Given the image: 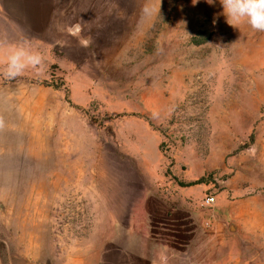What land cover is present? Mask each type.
Instances as JSON below:
<instances>
[{
    "label": "rangeland",
    "instance_id": "1",
    "mask_svg": "<svg viewBox=\"0 0 264 264\" xmlns=\"http://www.w3.org/2000/svg\"><path fill=\"white\" fill-rule=\"evenodd\" d=\"M221 12L0 0V264H264V32Z\"/></svg>",
    "mask_w": 264,
    "mask_h": 264
},
{
    "label": "clouds",
    "instance_id": "2",
    "mask_svg": "<svg viewBox=\"0 0 264 264\" xmlns=\"http://www.w3.org/2000/svg\"><path fill=\"white\" fill-rule=\"evenodd\" d=\"M193 4L199 0H192ZM209 6H213L217 0H205ZM222 12L213 18L215 25L218 16H223L225 22L239 29L244 24L254 31L264 32V0H218ZM44 57L41 52L33 50L28 44L10 46L5 57L3 76L12 80L22 75L27 68L42 71Z\"/></svg>",
    "mask_w": 264,
    "mask_h": 264
},
{
    "label": "built area",
    "instance_id": "3",
    "mask_svg": "<svg viewBox=\"0 0 264 264\" xmlns=\"http://www.w3.org/2000/svg\"><path fill=\"white\" fill-rule=\"evenodd\" d=\"M214 202H215V197L212 195H208L205 197L203 204L209 207V206H212Z\"/></svg>",
    "mask_w": 264,
    "mask_h": 264
}]
</instances>
